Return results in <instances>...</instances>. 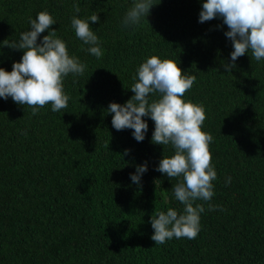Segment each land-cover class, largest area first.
Instances as JSON below:
<instances>
[{"label":"trees","instance_id":"1","mask_svg":"<svg viewBox=\"0 0 264 264\" xmlns=\"http://www.w3.org/2000/svg\"><path fill=\"white\" fill-rule=\"evenodd\" d=\"M205 2L153 0L140 25L124 27L134 0H0V68L11 72L24 54L3 41L18 40L42 11L55 19L51 30L69 55L86 65L83 75L64 79L70 99L60 112L48 104L33 115L0 98V264H264V59L246 53L226 72L229 29L220 17L199 22ZM93 14L100 59L71 27L74 15ZM151 56L196 76L182 99L205 109L202 131L214 138L217 172L212 200L196 201L205 208L197 238L158 246L152 216L184 207L172 192L179 178L156 171L174 149L152 143L150 117L137 142L132 129L112 127L108 112L110 103L131 99L133 77ZM145 163L137 185L130 176ZM209 203L218 209L209 211Z\"/></svg>","mask_w":264,"mask_h":264},{"label":"clouds","instance_id":"2","mask_svg":"<svg viewBox=\"0 0 264 264\" xmlns=\"http://www.w3.org/2000/svg\"><path fill=\"white\" fill-rule=\"evenodd\" d=\"M153 6V0H134L123 18V26L140 25ZM73 8L75 13L80 12L78 4ZM217 17L222 18L229 29L225 36L234 49L230 54L233 63L224 65L226 72L230 73L235 68L234 62L246 53L250 52L255 61L264 59V0H206L199 13V22ZM90 22L99 23V16L93 14L81 19L74 15L71 27L76 37L89 46L87 51L100 59L103 51ZM29 23L31 30L21 33L18 40L3 41V47L23 50L24 54L20 62L13 63L11 72L0 68V98L11 97L18 105H27L33 115L48 104L51 111L57 113L68 107L70 99L64 92V79L69 74L83 75L86 65L69 55L66 43L51 30L56 21L47 11L39 12ZM45 31L48 35L37 44L38 37ZM133 81L131 99L123 106L117 103L108 106V112L113 114L112 127L117 131L132 129L134 139L142 142L148 131L143 118L150 117L154 121L152 143L171 145L174 149V155L164 156L156 171L171 180L179 178L172 192L184 206L182 214L169 208L166 213L161 211L152 216L150 223L154 234L151 239L155 246L173 238L194 240L201 231L200 215L205 211L203 204L196 201L212 200V182L217 179L209 147L214 138L202 131L205 109L182 99L192 89L196 76L182 72L172 60L151 56L138 67ZM154 96L157 98L153 99ZM124 155H128V150ZM146 171V163L138 166L136 174L130 176L131 181L139 185ZM230 183L229 177L226 185ZM218 207L209 203L208 210L215 211Z\"/></svg>","mask_w":264,"mask_h":264}]
</instances>
